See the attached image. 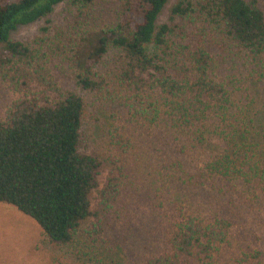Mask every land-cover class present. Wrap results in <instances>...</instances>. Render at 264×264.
I'll return each mask as SVG.
<instances>
[{
  "label": "trees",
  "instance_id": "16d2710c",
  "mask_svg": "<svg viewBox=\"0 0 264 264\" xmlns=\"http://www.w3.org/2000/svg\"><path fill=\"white\" fill-rule=\"evenodd\" d=\"M100 1L115 7L101 27L92 24ZM40 19L31 37H11ZM0 79L18 95L0 116V201L49 241L107 227L128 182L130 125L157 152L151 184L225 204L237 196L264 213V126L250 117L253 86L264 89V0H0ZM91 101L108 104L120 129L100 187L84 126ZM189 206L169 205L170 250L150 264H212L228 241L230 209L204 217Z\"/></svg>",
  "mask_w": 264,
  "mask_h": 264
},
{
  "label": "rangeland",
  "instance_id": "374dc122",
  "mask_svg": "<svg viewBox=\"0 0 264 264\" xmlns=\"http://www.w3.org/2000/svg\"><path fill=\"white\" fill-rule=\"evenodd\" d=\"M115 19V7L100 1L93 10L92 24L103 26ZM44 19L19 26L11 33L13 39H26L37 32ZM53 75L62 86L69 85L57 71ZM17 93L0 79V116L17 97ZM250 111L253 129L264 126V89L254 84ZM86 109L88 149L98 154L102 165L99 187L108 175L112 156L109 137L120 131L111 124L112 108L92 102ZM96 115L97 118H94ZM124 132H133L134 147L126 154L127 186L111 211L109 224L98 232L80 230L69 243H53L47 239L39 224L14 205L0 201V264H150L149 260L169 252L167 241L172 203L188 201L206 217L215 206L230 209L233 214L228 241L215 251L212 264H264V213L250 207L237 196L225 204L217 194L197 189L186 191L177 186L162 188L161 181L152 183L156 172L157 152L152 149L142 131L130 125ZM119 163V161H118ZM155 181V180H154ZM160 185V186H159ZM161 187V191L158 188ZM202 193V194H199ZM96 192H92L94 197ZM222 195V194H219ZM163 198V199H162ZM163 200L162 202L160 200ZM188 207V206H187ZM227 213V212H226ZM89 220L84 222L87 226Z\"/></svg>",
  "mask_w": 264,
  "mask_h": 264
}]
</instances>
